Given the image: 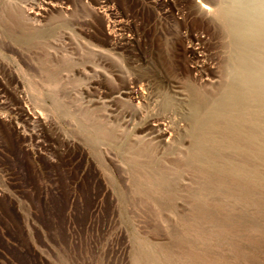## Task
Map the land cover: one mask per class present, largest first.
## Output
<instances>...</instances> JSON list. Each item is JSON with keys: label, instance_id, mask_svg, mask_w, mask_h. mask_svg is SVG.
<instances>
[{"label": "rangeland", "instance_id": "374dc122", "mask_svg": "<svg viewBox=\"0 0 264 264\" xmlns=\"http://www.w3.org/2000/svg\"><path fill=\"white\" fill-rule=\"evenodd\" d=\"M16 1L0 0V82L12 83L0 91V264H264V184L251 177L244 187L215 167L187 163L194 141L186 88L194 85L209 98L219 97L221 47L213 49L218 59L207 58L210 71L204 77L187 55L182 69H171L176 53L195 49L198 57L205 55L187 40L176 46L181 34L174 22L183 15L174 8L172 19L166 18L155 0H125L127 7L43 0L40 13L27 11L24 27L46 32L43 43L12 46L5 32ZM133 3L157 21L148 37L127 11ZM185 3L201 7V0ZM113 23L126 26L124 49L105 42L114 34ZM194 32L208 37L205 29ZM88 42L107 51L101 52L105 60L90 65L81 60ZM43 63L62 68L58 95L38 91L50 85ZM152 66L165 69L159 93L171 100L176 127L174 136L159 141L134 132L137 120L107 119L125 108L117 87ZM175 90L184 92L181 98H170ZM87 110L113 129L112 141L99 140L75 120ZM141 147L149 151V162L134 157ZM216 151V167L227 158L264 172L256 157ZM149 173L155 179L167 175L164 182L156 180L164 184L161 189Z\"/></svg>", "mask_w": 264, "mask_h": 264}, {"label": "bare ground", "instance_id": "6f19581e", "mask_svg": "<svg viewBox=\"0 0 264 264\" xmlns=\"http://www.w3.org/2000/svg\"><path fill=\"white\" fill-rule=\"evenodd\" d=\"M93 1H95V3ZM16 2V11L14 14L10 15L12 25L6 29L5 36L11 40L12 46L18 45L27 47L31 45H41L46 37V32L43 30L37 31L36 33L27 32L24 30V27L27 11H33L36 14L37 12L40 13L41 7L45 6L43 0H18ZM90 2L93 5L98 4L101 7H107L112 4H116L117 6L126 4L125 0H90ZM156 2L160 5V10H164L163 15L166 18L172 19L174 8H177L180 14L183 15V21H177L175 17L173 19L176 20L174 23H176L177 27L175 28H177L178 33L181 34L175 39L176 46L187 40L193 45L198 46L200 51L205 55L202 58L198 57L195 49H190L185 53L175 52V59L172 58L174 61H171V66L173 65L171 69H182L184 62L183 57L187 55L189 59H196V69L200 75L204 77L208 75L210 71L207 58L208 60L219 58V53H214L213 50L217 45L221 47L223 55L222 72L224 80L217 99L207 97L197 86L190 85L186 88L192 97L190 110L194 141L193 147L187 157V163L198 162L210 167H215L216 170L223 171L232 176L235 182L237 181V183L244 187H246V180L251 177H256L261 184H264V172L260 173L255 167L244 165V161L243 163L242 161H240L241 163H236L234 160L231 161V159L228 160L225 158L226 163L223 166L219 165L216 167L215 165L216 157L220 156L216 149L219 150L220 148L223 151L224 149H229L232 150V152H240L243 153L242 155L246 154L250 156V158L256 157L264 163V0H201V7L189 6L186 4L187 2L185 3V0H176L174 3H163V1L155 0V3ZM127 5L128 4H126V7ZM127 11L130 13L129 15L138 21L137 24L140 23L139 27L136 28L137 31L142 34L145 33L144 35L148 37L154 30L157 22L154 15L149 10L141 8L140 6H135V4L131 6V8L129 7ZM35 20L40 21L38 18H35ZM190 20H192V22H190ZM115 21L117 20L113 22ZM125 27V25L113 23L110 29L113 30L114 34L111 38H106L105 42L111 44V46L114 45L116 49H124L127 44L124 33V30H126ZM199 29H205L208 37L201 38L194 34V31H198ZM47 44L49 45V42ZM84 44L83 46L86 49L85 54L80 57L81 60L85 63H89L88 65L95 62V59L105 60L104 54H101L105 49L96 47L98 45L92 42ZM163 60L166 59H162V61L158 62L163 63ZM166 66L168 65L166 64ZM164 67L161 70L155 66L146 67L138 71L140 73L136 76L134 75L132 78L129 77L130 81L124 80V82L121 83L122 85H119L120 88H117L121 91V94H123V98H121L123 99L125 108H120V110L122 109L121 113L117 116L109 111L111 113H108V121H114L112 117L118 118L119 121L122 120V123L137 120L133 126V131L140 130L142 133L146 132L145 136H147L146 138L150 141H159L167 135L174 136L176 127L174 125L173 115H171L173 113L171 100L167 95L159 93V85L163 81L162 78L166 77V75H164ZM61 69L60 65H47V63H43L41 71L44 79H46L50 85L48 88H39L38 91L49 95H58V93L62 92L63 88L60 85V80L62 78ZM8 83L7 85L0 82L1 92L10 89L12 83L10 81ZM145 89H147V92L144 91ZM175 91L177 94H172L170 98H181V95L184 94L181 90ZM134 100L137 101L136 105L133 104ZM90 112L89 110L83 111L82 115L79 116L78 114L75 116L76 118H74L75 120L78 119L79 122L83 124L84 128L89 129L92 131L91 133L100 137L98 138L99 140L102 138L103 140L101 141H112L115 137L113 129L111 127L106 128V123H102L103 119L100 120L99 118L101 117L98 119L95 118L97 116L93 117L94 114ZM149 154L146 147H141V149L135 152L134 157L140 159L142 157L137 156H143V158L145 157V160H147L146 158L150 157ZM136 158H134V161L136 160L137 162L138 159ZM150 160L151 158L148 162ZM136 162L134 163L136 164ZM138 163H140V161ZM198 163H196L197 167ZM141 164H143V162ZM193 164L195 165V163ZM245 164H248V162ZM194 165L193 167H196ZM250 165L253 164L251 163ZM151 174L152 176L154 175L153 173ZM151 174L149 173L150 176ZM160 176L157 179H160ZM162 176L165 177L163 173ZM153 177L151 182L154 183L157 179H155V176ZM164 177L160 180L163 181ZM165 181H167V179H165ZM155 184L157 185V182ZM160 184L164 185L161 181ZM158 185L157 187L161 186ZM220 185H222V183ZM162 188L164 187L162 186ZM206 190H208V188H206Z\"/></svg>", "mask_w": 264, "mask_h": 264}]
</instances>
